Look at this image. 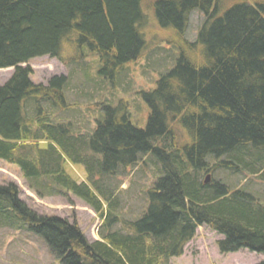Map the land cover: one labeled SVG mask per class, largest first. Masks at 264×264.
I'll return each mask as SVG.
<instances>
[{
    "label": "trees",
    "instance_id": "1",
    "mask_svg": "<svg viewBox=\"0 0 264 264\" xmlns=\"http://www.w3.org/2000/svg\"><path fill=\"white\" fill-rule=\"evenodd\" d=\"M146 1L0 0V70H15L0 86V160L16 165L37 197L83 202L101 220V241L89 243L76 224L35 213L13 182L0 185V227L28 225L62 264H170L202 226L223 237L222 254L264 255V204L203 179L225 169L264 180V0H152L180 56L142 94L150 109L145 129L120 105L105 107L92 132L81 133L56 113L69 106L66 77L31 81L27 64L61 59L70 45L95 53L99 74L112 82L147 49ZM193 12L203 21L190 41ZM145 155L160 175L145 192V210L127 220L113 182ZM69 164L84 168V182L70 176Z\"/></svg>",
    "mask_w": 264,
    "mask_h": 264
},
{
    "label": "rangeland",
    "instance_id": "2",
    "mask_svg": "<svg viewBox=\"0 0 264 264\" xmlns=\"http://www.w3.org/2000/svg\"><path fill=\"white\" fill-rule=\"evenodd\" d=\"M232 1V0H230ZM143 9L148 17L145 28L147 49L142 57L124 66L111 82L99 74L98 56L87 47L73 48L65 45L61 59L48 56L37 58L29 64L33 70L34 84L48 85L54 77L64 76L67 105L56 110L64 120L79 125L81 133H90L96 121L105 113V107H127L131 122L139 129H145L150 109L143 99L144 92L153 91L162 75L170 72L180 56L179 48L172 44L171 29H163L154 16L152 0H147ZM203 15L193 12L189 18L187 38L195 41ZM14 68L0 70V86L13 76ZM224 160V159H223ZM146 163V164H145ZM70 176L82 183L86 180L81 166L67 165ZM127 173L114 180L119 186L122 216L127 220L139 217L146 207L145 192L160 175L155 161L149 155L143 156L139 164L129 168ZM204 182L222 181L231 191L245 190L252 193L264 204V180L260 176L243 172L218 170L205 172ZM15 183L20 191V199L40 216L59 217L76 224L89 243L101 241L99 229L101 220L83 202L70 195L54 196L46 199L37 197L30 191L16 165L0 160V185ZM223 237L207 226L196 230L195 237L188 242L180 257L170 259V264H260L264 255L243 249L237 253L222 254L217 242ZM0 264H62L53 256L44 239L33 234L29 226L17 223L12 227H0Z\"/></svg>",
    "mask_w": 264,
    "mask_h": 264
},
{
    "label": "water",
    "instance_id": "3",
    "mask_svg": "<svg viewBox=\"0 0 264 264\" xmlns=\"http://www.w3.org/2000/svg\"><path fill=\"white\" fill-rule=\"evenodd\" d=\"M205 183L207 184L208 183V180H205Z\"/></svg>",
    "mask_w": 264,
    "mask_h": 264
}]
</instances>
